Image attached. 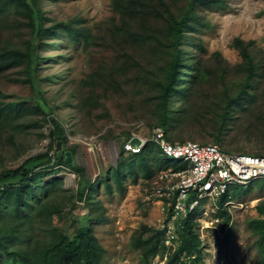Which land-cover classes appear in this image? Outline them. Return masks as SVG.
I'll use <instances>...</instances> for the list:
<instances>
[{
  "label": "trees",
  "instance_id": "16d2710c",
  "mask_svg": "<svg viewBox=\"0 0 264 264\" xmlns=\"http://www.w3.org/2000/svg\"><path fill=\"white\" fill-rule=\"evenodd\" d=\"M56 2L57 0H0V76L8 68L21 67L24 81L31 90L33 104L48 115L52 124L49 132L52 153L48 150L36 153L25 158L17 167L0 173V264H100V257L104 252L92 226L85 224L89 217L96 222L105 220L102 206L95 205L90 207V213L77 216V226L72 233L67 234L53 223V215L62 214L61 202L51 200L55 193L53 189L60 180L55 178L47 182L43 196L30 185V179L38 175L36 169L46 168L52 159L58 164L73 165L71 160H67L66 151L72 156L74 150L65 147L66 137L61 123L52 115V105L48 103L41 87L43 80L54 79L56 76H43L39 73L42 61L57 59L60 54L46 52L51 36L55 40L54 44L67 36L74 44H94L109 52V55L98 60L92 59L90 70L80 80L86 96L77 98L76 106L79 110L81 108L89 112L101 104V97L109 98L111 94H118L126 101H131L128 100L130 96H136L135 104L130 103L134 104L132 111L138 106L143 110L142 114L140 111L138 114H146L148 119H152L148 123L151 129L149 136L154 127H161L169 141H196L195 130L201 133L204 130L205 120L196 111L197 102H190V93L186 89L190 81L198 85L206 82L208 73L205 68H200L202 58L194 52L191 61L186 62L182 58V46H193V42H190L192 40H188L191 37L189 31L197 30L204 24L198 10L217 6L222 0H111L110 5L115 13L98 23L97 31L84 25L83 18L78 13L64 16L57 14L54 6L49 7L50 3ZM12 28L16 30L13 32L17 33L16 40L10 38ZM20 28H23V33ZM22 35L24 37L21 38ZM235 43L240 46L241 55L247 62V72L240 77L242 79L226 80L224 70L218 65L221 70L209 77H223L209 83L214 98L209 100L205 108L209 110L208 114H218L221 117V125L211 127L213 130L224 129L225 121L238 114L245 117L241 119L242 123L253 118L255 124L257 121L264 125V73L258 70L256 74L262 78L260 94L256 98L250 96L246 86L252 82L244 77L256 76L252 70L255 65L246 48L247 43L238 38ZM200 47L202 48L201 44ZM180 65L184 67L183 71L180 70ZM126 73L133 81L130 84L124 83L122 79ZM177 81H181V87ZM216 85L218 87L213 89ZM210 103L212 106L207 107ZM19 115L17 112V116ZM14 118L6 108L0 106L1 125H12ZM119 136L122 139L121 154L126 155L125 158L121 157L122 162L119 161L111 176H114L118 191L122 192V164L125 162L128 165L134 179L137 177V169H141L147 181L151 182L159 172L153 173L157 168L155 165H158L155 152L162 151L152 140H148L138 152L127 151L123 148V143L130 137L129 130H124ZM58 140L61 142L60 148H57ZM219 147L225 151H234ZM235 152L263 154L245 150ZM162 155L165 156L163 153ZM176 164L175 160L173 165ZM110 177L104 175V185L109 196L113 192ZM245 185H235L223 194L218 200L220 207L225 202L236 199L237 193ZM92 189L89 181L81 178L74 194L75 199L89 197ZM28 191H32V199L27 197ZM70 197L73 194L68 197L71 202ZM85 203L90 206V199H85ZM256 208L258 214L249 220V226L256 235L254 244L259 254L258 264H264V203L257 204ZM179 220L178 245L172 251H167L165 264H200L199 238L192 228L190 214L180 216ZM228 220L229 215L221 226ZM143 229H150L154 234L148 238L138 234L133 237V243L139 248L144 262L149 263V257L162 254L166 246L161 241L162 230L147 226H143Z\"/></svg>",
  "mask_w": 264,
  "mask_h": 264
},
{
  "label": "rangeland",
  "instance_id": "374dc122",
  "mask_svg": "<svg viewBox=\"0 0 264 264\" xmlns=\"http://www.w3.org/2000/svg\"><path fill=\"white\" fill-rule=\"evenodd\" d=\"M110 1L57 0L56 3H50L49 7L54 6L56 13H61V16L78 13L82 16L84 25L91 26L92 31H97V24L115 13ZM216 5L198 10L204 24L197 30L189 31L191 37L188 40H192L190 42H193V46H182V58L189 62L194 52L202 58L200 68H205L208 73L206 82L198 85L190 81L186 89L190 93V102H197L196 111L200 118L205 120L202 133L195 130L194 135L199 142L214 141L234 151H258L264 154V130L254 128L264 126L263 124L257 121L255 124L253 118L242 123L240 121L245 117L238 114L225 121L224 129L213 130L211 127L221 125V117L218 114H208L209 110L205 108L209 100L214 98L210 92V82L223 78H209L213 77L212 73L221 70L218 65L224 70L226 80L239 79L247 72V62L241 55L240 46L235 43L236 38L247 43L246 48L255 65L252 68L253 74H258V70L264 73V0H222V3ZM19 30L24 32L23 28ZM13 32H16L15 28H12V33L9 34L10 38L16 40L17 33ZM50 39L46 52L60 54L57 59L42 61L39 73L43 76H56L54 79L43 80L41 87L48 103L52 105V115L61 123L66 137L65 147L74 150L70 159L73 165L58 164L52 159L46 168L36 169L38 175L30 179V185L35 192L43 196L47 182L55 178L60 180L53 189L55 193L52 194L51 200L61 202L62 214L53 215V223L67 234L72 233L77 226V216L90 213V207L95 205L104 208V221L96 222L91 217L85 221L86 225L92 226L104 250L100 264H152L154 256H150L149 263H145L139 248L134 246L133 237L141 234L143 238H148L154 234V231L143 229V226L154 228L161 217L166 218V212L161 210V200L147 197L151 192L152 181H147L141 169H137V177L134 179L128 165L125 162L122 164V192L118 191L114 176H111L114 168L126 155L121 154L122 139L119 134L129 130L130 133L134 131L137 135L149 137L151 129L148 123L152 119H148L146 114L142 116L143 110L138 106L132 111V105L137 101L136 96H130L128 100L131 101H126L118 94H111L109 98L101 97V104L93 110H79L76 106L77 98L86 96L80 80L90 70L92 59L98 60L109 55V52L94 44H74L67 36H63L56 44L53 43L55 40L52 36ZM20 68H8L0 76V106L15 117L12 121L14 126L11 123H0V173L17 167L25 158L36 153L46 150L52 153V139L49 134L52 124L48 115L33 104L31 90L24 81ZM180 70H184L181 65ZM122 79L127 84L133 82L128 73L123 75ZM177 83L182 86L181 81ZM218 83L221 85L220 80ZM217 87L216 85L213 89ZM209 106H212L211 103L207 107ZM139 111L141 114H138ZM236 111L239 109L236 108ZM17 112L20 113L19 116ZM255 113L257 114V111ZM160 153L159 150L155 152L158 165H155L157 168L153 173L156 174L160 169L181 166L182 162L178 159L175 166V160ZM104 175L111 176L113 192L110 196L106 192ZM81 178H85L93 186L91 194L85 198L90 199V206H87L85 199L77 200L74 196ZM235 185L237 184H232L229 189ZM72 194L70 202L68 197ZM27 197L33 198L32 191L27 192ZM96 202L99 204H95ZM201 202L198 207L187 213L190 214L192 228L198 233L200 264H258L259 254L254 244L256 235L249 226V220L257 216V204L264 203V178L255 179L241 187L236 199L225 202L222 207L218 202L215 204L210 200ZM227 215L229 220L222 227L221 223ZM176 232L173 245L165 248V252L172 251L178 245V224ZM165 252L157 253L156 262L153 264H164L165 260L164 263L161 260Z\"/></svg>",
  "mask_w": 264,
  "mask_h": 264
},
{
  "label": "built area",
  "instance_id": "2783aa9c",
  "mask_svg": "<svg viewBox=\"0 0 264 264\" xmlns=\"http://www.w3.org/2000/svg\"><path fill=\"white\" fill-rule=\"evenodd\" d=\"M148 140L156 142L165 156L182 162L176 168L159 170L147 195L160 199L161 210L166 212V218L161 217L156 225L163 231L162 242L166 248L173 245L180 216L198 207L202 200L217 204L232 184L245 185L264 178V154L225 151L212 142L169 141L161 127H154L149 137L131 132L123 148L138 152ZM167 253L163 255V263L164 260L166 263ZM157 256L154 255L152 264Z\"/></svg>",
  "mask_w": 264,
  "mask_h": 264
},
{
  "label": "flooded vegetation",
  "instance_id": "af4514ba",
  "mask_svg": "<svg viewBox=\"0 0 264 264\" xmlns=\"http://www.w3.org/2000/svg\"><path fill=\"white\" fill-rule=\"evenodd\" d=\"M247 79V81H251L252 83H249L246 87L248 89V94L252 97H255L260 94V89L262 88V78L261 76H250V77H244ZM259 83V84H257ZM254 128H261L264 129V126H254Z\"/></svg>",
  "mask_w": 264,
  "mask_h": 264
},
{
  "label": "water",
  "instance_id": "95a60500",
  "mask_svg": "<svg viewBox=\"0 0 264 264\" xmlns=\"http://www.w3.org/2000/svg\"><path fill=\"white\" fill-rule=\"evenodd\" d=\"M60 146H61V142H60V140H58L57 141V148H60ZM66 158H67V160H70L71 159V156L69 154V151H66Z\"/></svg>",
  "mask_w": 264,
  "mask_h": 264
},
{
  "label": "clouds",
  "instance_id": "9594fccd",
  "mask_svg": "<svg viewBox=\"0 0 264 264\" xmlns=\"http://www.w3.org/2000/svg\"><path fill=\"white\" fill-rule=\"evenodd\" d=\"M177 161V160H176Z\"/></svg>",
  "mask_w": 264,
  "mask_h": 264
}]
</instances>
